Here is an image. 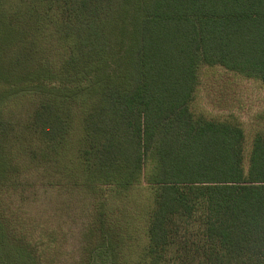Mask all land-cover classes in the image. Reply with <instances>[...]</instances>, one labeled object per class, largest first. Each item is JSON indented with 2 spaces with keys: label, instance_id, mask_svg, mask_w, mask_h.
I'll return each instance as SVG.
<instances>
[{
  "label": "trees",
  "instance_id": "trees-1",
  "mask_svg": "<svg viewBox=\"0 0 264 264\" xmlns=\"http://www.w3.org/2000/svg\"><path fill=\"white\" fill-rule=\"evenodd\" d=\"M43 4L61 15L67 53L59 70L29 83L52 98L32 116V152L65 159L74 122L61 106L88 105L74 109L82 129L75 164L91 187L148 184L150 264H264V133L246 166L244 128L192 110L203 65L264 83V0ZM5 151L0 191L12 170ZM0 264L20 263L0 252Z\"/></svg>",
  "mask_w": 264,
  "mask_h": 264
},
{
  "label": "rangeland",
  "instance_id": "rangeland-1",
  "mask_svg": "<svg viewBox=\"0 0 264 264\" xmlns=\"http://www.w3.org/2000/svg\"><path fill=\"white\" fill-rule=\"evenodd\" d=\"M44 2L0 1V146L12 163L0 191V252L20 264H150L144 252L153 205L148 184L91 187L75 164L82 129L74 109L88 105L61 106L74 122L65 159L55 164L31 150L37 140L32 116L52 98L29 90V83L45 68L59 70L67 53L56 25L61 15ZM192 110L239 123L248 166L253 139L264 133V83L203 65Z\"/></svg>",
  "mask_w": 264,
  "mask_h": 264
}]
</instances>
